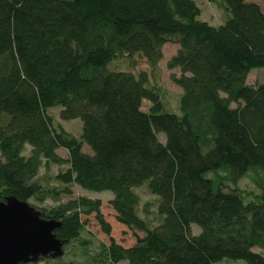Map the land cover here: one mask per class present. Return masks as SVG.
<instances>
[{"label":"trees","instance_id":"16d2710c","mask_svg":"<svg viewBox=\"0 0 264 264\" xmlns=\"http://www.w3.org/2000/svg\"><path fill=\"white\" fill-rule=\"evenodd\" d=\"M220 1L225 17L213 25L194 0H0V199L57 201L71 183L110 192L115 220L143 232L128 247L109 238L111 263L264 264L252 250H264V83L245 80L264 66V12L254 0ZM168 40L177 43L165 66L178 70V114L145 69L107 68L120 54L154 66ZM53 106L79 119L77 138L54 124ZM48 164L65 166L54 175L60 190L37 178ZM219 170L231 183L257 170L256 197L207 176ZM141 185L158 197L151 227L138 214ZM99 206L78 196L38 211L59 221L53 233L65 246L81 215L109 233Z\"/></svg>","mask_w":264,"mask_h":264},{"label":"rangeland","instance_id":"374dc122","mask_svg":"<svg viewBox=\"0 0 264 264\" xmlns=\"http://www.w3.org/2000/svg\"><path fill=\"white\" fill-rule=\"evenodd\" d=\"M199 7L198 18L204 19L210 24L216 25L220 23L225 17V9L220 0H194ZM258 3L264 12V0H254ZM177 43L172 40L164 42L161 46V57L154 66L149 65L143 58L137 54L127 57L125 54L117 55L114 59L108 62L107 68L109 69H122L131 68L134 71L138 69H145L148 75V81L158 93L163 107L166 111L178 114L177 99L180 93V87L173 82L170 75L171 73L178 74L177 68H167L165 66L166 59L175 51ZM246 82L252 85L257 83H264V66L252 67L246 74ZM148 102L142 100L141 109L146 110ZM59 106L49 107L47 114H49L54 124L59 125L67 133L78 137L80 132V121L77 118L62 120L58 117ZM159 137H163L160 134ZM84 147V148H83ZM83 150L88 151L86 146L83 145ZM28 146L25 147L24 154L28 151ZM56 153L61 157H66V151L58 148ZM65 166H57L48 164V166H41L37 173L38 180L47 184L48 186L55 187L60 190L63 185L54 180V175ZM207 176L216 178L222 181V187L235 188L245 199H254L259 191V172L257 170H250L243 175L236 183H231L226 176L224 170L216 171L215 173H207ZM69 193L60 192L57 201L46 198L43 202H36L29 199L28 203L36 209L49 208L66 202L69 199L78 196H84L90 199H98L100 201L99 211L103 220L109 225V233L105 234L99 227L93 214L81 215L83 228L78 236L73 239L69 244L62 246V253L58 257L60 260L67 262L72 261L74 264H128L125 260L116 263L109 262L104 256V250L109 243V238L122 247L130 246L136 236L143 235L142 231L128 228L127 226L115 220L114 212L108 205L107 200L110 198L111 193L108 191H89L80 188L78 185L71 183L68 186ZM134 193L138 196V214L143 217L149 227L157 223L158 218L155 216V205L158 197L151 194L145 185L135 187ZM157 198V199H156ZM194 230L195 227H193ZM253 251L258 252L264 256V250L259 248H252ZM48 259L38 260L37 264H49ZM216 264H244V261L239 260H224Z\"/></svg>","mask_w":264,"mask_h":264},{"label":"water","instance_id":"95a60500","mask_svg":"<svg viewBox=\"0 0 264 264\" xmlns=\"http://www.w3.org/2000/svg\"><path fill=\"white\" fill-rule=\"evenodd\" d=\"M59 221L40 217L38 209L13 196L0 199V264L58 258L62 241L53 230Z\"/></svg>","mask_w":264,"mask_h":264}]
</instances>
